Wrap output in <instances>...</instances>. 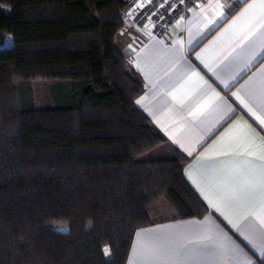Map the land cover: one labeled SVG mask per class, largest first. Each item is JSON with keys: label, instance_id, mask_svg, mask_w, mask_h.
Segmentation results:
<instances>
[{"label": "trees", "instance_id": "1", "mask_svg": "<svg viewBox=\"0 0 264 264\" xmlns=\"http://www.w3.org/2000/svg\"><path fill=\"white\" fill-rule=\"evenodd\" d=\"M123 6L0 0V264H126L161 197L180 218L208 213L186 158L160 156L166 140L135 104L144 85L115 41Z\"/></svg>", "mask_w": 264, "mask_h": 264}, {"label": "crops", "instance_id": "2", "mask_svg": "<svg viewBox=\"0 0 264 264\" xmlns=\"http://www.w3.org/2000/svg\"><path fill=\"white\" fill-rule=\"evenodd\" d=\"M115 41L144 85L136 106L166 140L160 156L186 158L184 179L208 208L163 215L160 198L126 264H260L264 0H198L163 38L124 25Z\"/></svg>", "mask_w": 264, "mask_h": 264}, {"label": "built area", "instance_id": "3", "mask_svg": "<svg viewBox=\"0 0 264 264\" xmlns=\"http://www.w3.org/2000/svg\"><path fill=\"white\" fill-rule=\"evenodd\" d=\"M198 0H124V25L148 35L163 38L169 28ZM155 13V14H154Z\"/></svg>", "mask_w": 264, "mask_h": 264}, {"label": "rangeland", "instance_id": "4", "mask_svg": "<svg viewBox=\"0 0 264 264\" xmlns=\"http://www.w3.org/2000/svg\"><path fill=\"white\" fill-rule=\"evenodd\" d=\"M2 10L6 13L9 14L10 9L8 6H1ZM11 37L6 36L4 40V45L3 48H8L11 47ZM32 86H33V92H34V100H35V105L37 109H46L50 108L52 106V103L50 101L48 91H47V82L43 80H34L32 81ZM160 204V209L162 208H167L169 212H165L163 215H166L168 213H171L175 208L169 201V199L166 196L161 197V199L158 201L157 205ZM156 205V206H157ZM173 208V209H172ZM176 212V211H175ZM88 230H90V225L88 224L87 226Z\"/></svg>", "mask_w": 264, "mask_h": 264}, {"label": "snow or ice", "instance_id": "5", "mask_svg": "<svg viewBox=\"0 0 264 264\" xmlns=\"http://www.w3.org/2000/svg\"><path fill=\"white\" fill-rule=\"evenodd\" d=\"M249 7H251V5ZM221 15H224V13H221ZM137 103H140V101H137ZM53 231L66 232L67 230L65 228H63V227L53 226ZM261 249H262V254H261V258H260V264H264V245L261 246ZM103 252H104L105 256H109V257L111 256L110 249L104 248ZM248 264H252V261H248Z\"/></svg>", "mask_w": 264, "mask_h": 264}]
</instances>
